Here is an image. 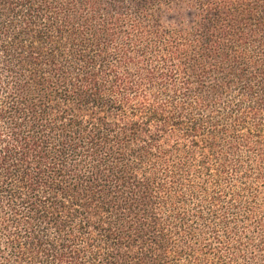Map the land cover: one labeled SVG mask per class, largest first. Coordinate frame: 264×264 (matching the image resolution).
I'll return each mask as SVG.
<instances>
[{"label":"trees","instance_id":"16d2710c","mask_svg":"<svg viewBox=\"0 0 264 264\" xmlns=\"http://www.w3.org/2000/svg\"><path fill=\"white\" fill-rule=\"evenodd\" d=\"M0 264H264V0H0Z\"/></svg>","mask_w":264,"mask_h":264}]
</instances>
